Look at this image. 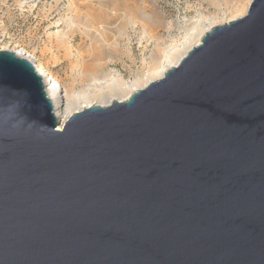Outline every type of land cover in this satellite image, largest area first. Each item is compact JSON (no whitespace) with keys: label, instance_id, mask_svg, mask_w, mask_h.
<instances>
[{"label":"water","instance_id":"obj_1","mask_svg":"<svg viewBox=\"0 0 264 264\" xmlns=\"http://www.w3.org/2000/svg\"><path fill=\"white\" fill-rule=\"evenodd\" d=\"M0 50V264H264V0L58 128Z\"/></svg>","mask_w":264,"mask_h":264},{"label":"rangeland","instance_id":"obj_2","mask_svg":"<svg viewBox=\"0 0 264 264\" xmlns=\"http://www.w3.org/2000/svg\"><path fill=\"white\" fill-rule=\"evenodd\" d=\"M251 1L0 0V50L41 66L81 105H108L162 77Z\"/></svg>","mask_w":264,"mask_h":264},{"label":"bare ground","instance_id":"obj_3","mask_svg":"<svg viewBox=\"0 0 264 264\" xmlns=\"http://www.w3.org/2000/svg\"><path fill=\"white\" fill-rule=\"evenodd\" d=\"M97 1L98 4L102 0H94ZM99 6V5H98ZM197 44L200 42V38L197 40ZM20 55L19 53H17ZM21 56V55H20ZM81 57V56H80ZM168 68L163 67L161 68V75H163ZM38 72L43 76L44 81L47 82V72L43 70L41 66H39V69H37ZM47 92L49 96L52 98L54 107H55V113L59 120V126L58 128L61 129L64 123L68 120V118L74 113L77 112L75 110H82L84 107H88L91 105L90 102H87L86 105H81V99L80 95L71 96L68 95L66 90L62 88L60 83H55L53 85H50V88H47Z\"/></svg>","mask_w":264,"mask_h":264},{"label":"built area","instance_id":"obj_4","mask_svg":"<svg viewBox=\"0 0 264 264\" xmlns=\"http://www.w3.org/2000/svg\"><path fill=\"white\" fill-rule=\"evenodd\" d=\"M47 77H48L47 82H49L48 89L50 88V85H53L55 83H59V81L56 80L55 78H53L49 73L47 74Z\"/></svg>","mask_w":264,"mask_h":264}]
</instances>
